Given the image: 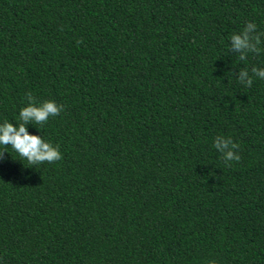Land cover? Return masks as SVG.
<instances>
[{"label":"trees","instance_id":"trees-1","mask_svg":"<svg viewBox=\"0 0 264 264\" xmlns=\"http://www.w3.org/2000/svg\"><path fill=\"white\" fill-rule=\"evenodd\" d=\"M264 0H0V123L62 159L0 161V264H264ZM82 41L81 43H77ZM240 145L239 161L214 147Z\"/></svg>","mask_w":264,"mask_h":264},{"label":"clouds","instance_id":"clouds-1","mask_svg":"<svg viewBox=\"0 0 264 264\" xmlns=\"http://www.w3.org/2000/svg\"><path fill=\"white\" fill-rule=\"evenodd\" d=\"M262 35L264 33L257 32V25L249 21L241 33L231 35L230 49L240 53L239 59H246L247 53L250 52L260 54L261 49L257 46L261 43ZM251 72L253 75H250L246 68L242 69L237 77L239 82L251 87L254 78L264 79V69L253 67ZM26 99L28 104L20 110L18 123L14 124L8 121L0 123V161L6 159L5 153L9 152V148L18 154L21 158L20 161L23 163L27 161L28 167L61 160L62 154L58 146H53L50 142L45 141L41 135L31 134L27 125L29 123L45 125L50 117L58 116L61 113L63 105H59L53 100H45L37 104L36 98L31 92L26 94ZM214 147L222 153V158L226 163L241 159L237 152L240 145L234 142L231 137H217ZM209 264H216V262L210 261Z\"/></svg>","mask_w":264,"mask_h":264}]
</instances>
